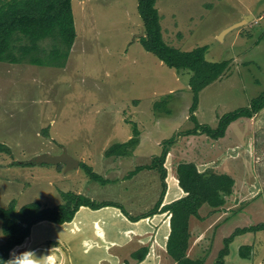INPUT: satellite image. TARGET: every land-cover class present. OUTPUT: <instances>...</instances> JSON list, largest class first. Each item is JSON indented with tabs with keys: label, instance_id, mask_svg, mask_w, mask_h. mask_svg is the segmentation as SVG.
<instances>
[{
	"label": "rangeland",
	"instance_id": "374dc122",
	"mask_svg": "<svg viewBox=\"0 0 264 264\" xmlns=\"http://www.w3.org/2000/svg\"><path fill=\"white\" fill-rule=\"evenodd\" d=\"M72 8L77 39L64 67L0 62V144L10 150L0 153V208L13 201L17 209L35 202L56 207L72 193L120 204L138 216L159 201L161 178L157 171L127 178L194 128L191 75L180 76L144 49L138 0H73ZM156 8L168 45L185 52L207 47V61L229 62L222 77L199 93L200 124L216 128L220 118L264 96V0H157ZM248 16L253 18L245 26L221 37ZM42 47L49 51L52 41ZM136 127L133 154L107 158L111 146L135 137ZM64 149L110 183L92 181L81 167L67 173L64 165H23ZM174 161L171 155L170 171ZM172 200L169 194L167 202ZM216 211L203 209L200 217ZM256 217L257 226L264 225V213ZM219 222L193 217L190 223L194 237L207 232L191 253L204 264H216L225 246L224 237L215 238ZM239 236L223 264H264V228ZM5 241L0 220V246Z\"/></svg>",
	"mask_w": 264,
	"mask_h": 264
},
{
	"label": "trees",
	"instance_id": "16d2710c",
	"mask_svg": "<svg viewBox=\"0 0 264 264\" xmlns=\"http://www.w3.org/2000/svg\"><path fill=\"white\" fill-rule=\"evenodd\" d=\"M73 0H0V62L10 64L28 63L30 65L64 67L70 57L77 39L75 19L72 8ZM157 0H138V12L143 22L144 37L141 43L144 49L156 56L161 62L174 69L180 76L190 74L189 87L194 94V102L190 113L194 128L186 131L184 136L207 135L211 139L223 138L231 123L240 118H253L264 109V96L256 99L248 109L239 110L220 118L216 128L201 125L196 117L199 104V93L210 84L219 80L226 72L229 62L211 63L206 60L207 47H200L190 52L181 51L166 43L160 24V14L156 8ZM52 41V47L46 51L42 43ZM166 99L155 105L156 110L168 104ZM139 131L135 128V137L128 142L115 144L105 153L110 157H130L139 141ZM175 141L165 144L160 156L154 157L151 165L138 166L127 179H131L143 171H157L160 175L163 191L155 207L143 216H132L120 204L97 203L81 195L63 194L66 203L56 207H47L35 202L17 209L13 201L7 208H0V220L6 241L0 246V259H10L11 251L22 245L30 236L32 227L48 221L63 225L74 220L81 207L99 210L104 207L121 209L132 222H138L156 214L171 215V233L167 243L169 256L176 264H204L203 259H192L187 252L190 243V219L199 217L201 208L208 205L213 210L224 207L225 198L230 196L234 180L228 175L213 171L200 173L193 163H181L177 167L179 185L187 194L169 205H163L167 191V169L165 163ZM0 153H10L9 148L0 144ZM21 165V164H18ZM24 166H34L25 163ZM81 168L92 181L102 185L109 184L94 169L81 163ZM264 225L236 230L224 240V248L218 255L216 264H223L229 254V245L236 236L263 229ZM147 248L133 254V258L144 261L148 255Z\"/></svg>",
	"mask_w": 264,
	"mask_h": 264
},
{
	"label": "crops",
	"instance_id": "0c3cea01",
	"mask_svg": "<svg viewBox=\"0 0 264 264\" xmlns=\"http://www.w3.org/2000/svg\"><path fill=\"white\" fill-rule=\"evenodd\" d=\"M178 137L165 163L168 189L162 206L169 205V194L172 202L187 195L177 180V167L181 163H193L200 173L213 171L228 175L235 182L232 194L225 198L220 211L210 217H200L203 209L215 211L205 205L194 219H202V223L210 220V225L220 221L214 234L215 238L224 237V240L236 230L259 225L256 216L264 213V109L253 118H240L231 123L225 136L218 140L207 135ZM171 155L176 159L172 162V171L169 170ZM170 219L169 213H161L132 222L115 207L99 210L81 207L70 223L59 225L44 221L33 226L26 241L14 249L32 250L38 257L47 255V264H176L167 250ZM206 234L202 231L194 237L190 226L188 257L198 259L191 254L192 249L198 242L202 246ZM144 248L149 250L144 261L135 260L133 254Z\"/></svg>",
	"mask_w": 264,
	"mask_h": 264
},
{
	"label": "water",
	"instance_id": "95a60500",
	"mask_svg": "<svg viewBox=\"0 0 264 264\" xmlns=\"http://www.w3.org/2000/svg\"><path fill=\"white\" fill-rule=\"evenodd\" d=\"M253 18L252 16L245 17L243 21H240L236 23L235 25L231 26L225 32L221 35H225L226 33L233 31L235 29L241 28L245 26L246 22ZM144 29L142 30V33L139 37H144ZM33 163L37 165H64L66 168V172L73 171L75 169L80 168L81 162L72 156L69 155L68 151L66 149L63 150V153L59 156H52L51 154H42L37 156V158L33 161Z\"/></svg>",
	"mask_w": 264,
	"mask_h": 264
},
{
	"label": "clouds",
	"instance_id": "9594fccd",
	"mask_svg": "<svg viewBox=\"0 0 264 264\" xmlns=\"http://www.w3.org/2000/svg\"><path fill=\"white\" fill-rule=\"evenodd\" d=\"M10 259H0V264H47V255L37 256L35 251H19L14 249L10 253Z\"/></svg>",
	"mask_w": 264,
	"mask_h": 264
}]
</instances>
